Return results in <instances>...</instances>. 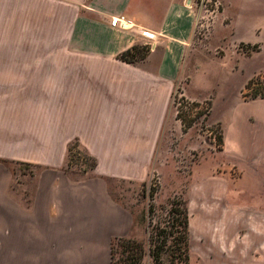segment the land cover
Instances as JSON below:
<instances>
[{
  "label": "crops",
  "instance_id": "1",
  "mask_svg": "<svg viewBox=\"0 0 264 264\" xmlns=\"http://www.w3.org/2000/svg\"><path fill=\"white\" fill-rule=\"evenodd\" d=\"M261 6L241 0L233 20L239 32L261 27L264 43ZM114 16L133 27L111 26ZM193 23L184 0H0V264H111V241L134 237L135 214L108 182L139 191L167 119L178 136L187 133L170 113L178 84L191 101L209 100V119L223 129L221 156L251 168L246 191L264 189V175L254 177L264 173V98L242 97L264 56L235 59L236 67L213 59L207 88H195L202 64L184 68ZM133 46L144 57L121 60ZM73 141L96 160L80 177L65 169ZM14 163L32 172L17 177ZM201 181L189 264H264V196L241 200L226 195L221 177Z\"/></svg>",
  "mask_w": 264,
  "mask_h": 264
},
{
  "label": "rangeland",
  "instance_id": "2",
  "mask_svg": "<svg viewBox=\"0 0 264 264\" xmlns=\"http://www.w3.org/2000/svg\"><path fill=\"white\" fill-rule=\"evenodd\" d=\"M240 2L241 0H220L219 13L208 26V30L204 28L197 33L193 28V44L184 62L185 74L192 67L202 64V68L195 74L193 87L201 90L207 88L209 81L213 77V75L208 77L207 66L211 65L213 67L212 71H210L211 73L217 69L218 60L216 62L213 59L223 57V60H227L228 63L236 67L238 65L236 60L251 61L264 56L261 27L256 29L257 36L249 30L239 32V30L234 29V24H236L233 20L235 19L234 9ZM224 8L226 9V14L222 16ZM192 9L195 10L194 5ZM263 9V6L257 9L256 17L259 16V20L264 16ZM219 19L221 26L218 28L216 35H214ZM217 37L223 38V40L217 42ZM253 45H256L257 49H251ZM189 73L191 74V72ZM188 79L189 75H186L184 80L188 81ZM251 79L253 84L249 89L245 87L243 95L247 94V96H250L252 93L258 92L264 96V70L256 71L249 80ZM182 86L183 84H178L173 93L177 97L178 93H182V98L188 99L183 94ZM243 95L242 97L244 98ZM172 101L173 99L171 100L170 113L175 115ZM193 102L195 101L191 102V106L188 109L180 108L185 113V118L192 119L191 126L187 128V133L184 135L185 137H180L177 135L178 133H174L172 123L170 119H167L161 134L157 154L153 157L151 163L147 184L141 185L138 191L134 185L127 182L112 180L108 182L109 190L113 197L131 207L135 214L134 237L130 238L143 245L145 254L141 259V264H183L176 258L180 252L178 250L179 243H174L173 239L178 237L176 230L179 229V225L175 221L178 214H172L169 211L172 207L178 210L182 209V203L185 198L188 220H191L192 223L196 222L198 218V200L195 197L199 183L200 187L204 183L201 180H207L213 176L223 178V181L227 184L225 193L233 198L249 200V197L260 198L264 196L263 188H258L253 194L246 191L245 183L247 180H252L253 177L250 174L251 168L247 164L242 165L228 159L226 160L221 156L219 151L221 144L218 137L222 136L223 129L218 122H212L209 119L211 110L209 100L202 101L207 102V112L201 110L202 107H193ZM199 112L200 114L198 115ZM71 148L65 169L71 177H80L84 173L83 168H85L89 160L78 146L73 145ZM11 167L15 172L17 171V177L20 172L26 174L32 172L29 166L23 164L14 163L11 164ZM263 175L264 173L258 170L254 176L255 180L262 181ZM150 192L153 193L152 198L150 197ZM173 201L178 203L171 206ZM137 231L143 232V235L141 236V233L138 235L139 237H135V234L138 233ZM150 237L152 243L156 244L160 252L158 262H154L149 255ZM163 239L166 240L164 244L161 242ZM115 249L114 261L117 262L121 256L119 254L121 251L120 245H116ZM185 264H189V248L188 262H185Z\"/></svg>",
  "mask_w": 264,
  "mask_h": 264
},
{
  "label": "trees",
  "instance_id": "3",
  "mask_svg": "<svg viewBox=\"0 0 264 264\" xmlns=\"http://www.w3.org/2000/svg\"><path fill=\"white\" fill-rule=\"evenodd\" d=\"M251 49L255 50L257 49V46L253 45ZM143 57H144V50H141L137 48L136 46H133L131 49L126 50L125 52L119 55V58L121 60L127 61V62H134ZM252 84H253V80L251 79L246 83V86H245L246 89H249V87ZM243 96H244V99L264 98V96L260 95L258 92H254L250 96H247V94H244ZM192 104H193L192 105L193 107L199 105L198 102H193ZM199 114L200 112L198 113V115ZM179 117L181 118L182 130L186 131L187 128L191 126L192 119L185 118V113L183 112L178 114V116H176V118H179ZM218 140L220 144L223 143L221 135L218 137ZM73 145L79 147V143L77 141L71 142L68 146L67 157ZM80 150L82 149L80 148ZM83 152L85 153V155L87 156L89 160L88 164H86L85 168H83V171L86 172L95 167L96 160L93 157L89 156L85 151ZM152 196H153V193L150 192V197L152 198ZM177 203L173 201L171 203V206ZM169 212H171L172 214H178V217L175 219V221H177L179 225V229L176 230L178 232V237L176 238L174 237L173 239H174V243H179L178 250L180 252L176 256V258L180 262L185 264V262H188V248H189L188 217H187V208L185 207V202L183 201L182 203V209L178 210L172 207ZM165 241H166L165 239L161 240L162 244H164ZM149 243H150L149 255L154 262H158L159 255H160V252L158 251V247L156 246V244L152 243L151 237L149 239ZM116 245H120L121 247V251L119 252L121 256L118 258L117 262L114 261ZM144 254H145V251H144L143 245L138 241L132 240L131 238L116 237L111 241V264H141V259L144 256Z\"/></svg>",
  "mask_w": 264,
  "mask_h": 264
},
{
  "label": "built area",
  "instance_id": "4",
  "mask_svg": "<svg viewBox=\"0 0 264 264\" xmlns=\"http://www.w3.org/2000/svg\"><path fill=\"white\" fill-rule=\"evenodd\" d=\"M185 5L191 9L193 5L195 7V10L192 9L194 12L193 28H194V31L196 30L198 33V31L204 28L206 29L209 28L208 26L210 25V23L214 21L215 17L219 13L220 0H186ZM127 23L129 22L124 21L122 17H118V16L111 17L109 21V24L113 27L118 26L123 29H129L133 27L132 24H130V26L127 27L126 26ZM140 34L143 37L148 38L150 40H153L156 37L155 32H152L147 29H141ZM181 95L182 93H178L179 98L175 94H173L172 96L173 97L172 102L174 103V108H175V116H178V114H180L183 111L180 108L188 109V107L191 106L192 101L182 98ZM199 104L200 106H197V107H202L201 110H204L205 112L208 111L207 102H200ZM200 117L201 119H203L202 116ZM177 119L181 122L180 117Z\"/></svg>",
  "mask_w": 264,
  "mask_h": 264
},
{
  "label": "bare ground",
  "instance_id": "5",
  "mask_svg": "<svg viewBox=\"0 0 264 264\" xmlns=\"http://www.w3.org/2000/svg\"><path fill=\"white\" fill-rule=\"evenodd\" d=\"M126 26H127V27H128V26H130V24H129V23H127V24H126Z\"/></svg>",
  "mask_w": 264,
  "mask_h": 264
}]
</instances>
